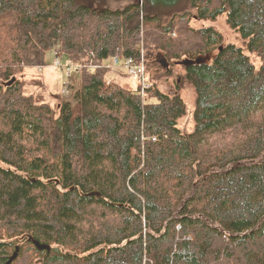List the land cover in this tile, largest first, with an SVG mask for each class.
I'll list each match as a JSON object with an SVG mask.
<instances>
[{
	"label": "trees",
	"instance_id": "1",
	"mask_svg": "<svg viewBox=\"0 0 264 264\" xmlns=\"http://www.w3.org/2000/svg\"><path fill=\"white\" fill-rule=\"evenodd\" d=\"M221 16L260 67L192 26ZM49 51L84 66L72 100L53 105L26 78ZM115 57H144V97L140 83L110 82ZM183 60L169 96L159 81ZM184 81L196 97L187 135ZM17 247L11 264H264V0H0V264Z\"/></svg>",
	"mask_w": 264,
	"mask_h": 264
},
{
	"label": "rangeland",
	"instance_id": "2",
	"mask_svg": "<svg viewBox=\"0 0 264 264\" xmlns=\"http://www.w3.org/2000/svg\"><path fill=\"white\" fill-rule=\"evenodd\" d=\"M77 2L85 6L93 7L95 9H103L105 7H111L112 9H117V8H124L132 2H138L141 4L142 0H77ZM160 2L161 4H164L163 6H166L165 4H169V2L168 3L164 1H160ZM184 5L185 4L182 3L174 7L173 9L165 8L164 10H166V12L169 14V17H171V15L178 14L180 13V11H183L185 9ZM192 26L194 28H205V27L206 28L208 27L216 28L224 36V43L233 44V45H236L237 47L243 48L244 53L247 56H249L250 60L254 63V65L256 67H260L261 59L259 58V56L255 52L253 53L248 50H245L244 41L242 40V38L237 32H235L229 27V25L226 22L225 16L219 17L216 21H212V20L194 21L192 22ZM142 37H143V34L141 35V38ZM145 54H146V51H145ZM55 59H56V52L49 51L46 54L45 65L42 67L43 73L37 74L38 73L37 69L36 70L35 69L26 70V78L32 79L33 77H37L38 79H41L42 82L46 85V88L48 92L51 93V95H49V93L44 92V96L46 100L49 101L52 105L56 103L57 95L64 96L66 100H68L69 98L70 100H72L71 99L72 97H70L72 94L70 91V87H69L70 83H68V81L71 80L70 77L76 76V78H79L78 77L79 73L75 70V68L72 70V74L69 78L67 77L65 70L55 69L54 68ZM59 60L64 65L67 64V61H66L67 58L64 55L59 54ZM161 60L162 59H158L157 61L153 60L158 70L159 69L163 70L165 67V65L163 64L164 61H161ZM185 71L186 69L184 65L174 66L173 67V73H174L173 78L169 80L160 79L159 89L163 93L169 96L175 95L176 82H179L180 78L184 76ZM150 76H151V72L149 70L147 71L146 79H148ZM66 83L68 84V86L65 85ZM118 84L128 90H134L137 88V85L139 84V80H137L136 76H132V75H129L127 72H123L121 78L118 80ZM72 85H73L72 91L75 92L79 88V80L78 79L73 80ZM33 91H34L33 87L27 88L28 93H32ZM178 91L187 109L186 115L179 122L178 127L180 128L181 132L184 135H187L193 131V127H194L193 113L195 110V102H196L195 92L192 86L186 81H184L180 85ZM87 253H85V255Z\"/></svg>",
	"mask_w": 264,
	"mask_h": 264
},
{
	"label": "built area",
	"instance_id": "3",
	"mask_svg": "<svg viewBox=\"0 0 264 264\" xmlns=\"http://www.w3.org/2000/svg\"><path fill=\"white\" fill-rule=\"evenodd\" d=\"M142 34H143V32H142ZM142 39H143V37H142ZM142 44H143V40H142ZM89 55L91 56V59L95 58L94 53L90 52ZM113 62H114L113 68H123L129 75H132V76H136L137 77V80H139V83L141 84V88H142V92L141 93H142V96L144 97L145 90L150 87L149 84L147 83V79H146V66H145L144 57H142V60L139 63L133 62L132 59H126L123 62L122 67L120 66V59L118 57H115L114 60H113ZM54 66H55L56 69L65 70L67 76H70L71 75L72 70L74 68L75 69H77V68H80L81 69V68L84 67L83 65H75V64H72V63H68V64L64 65L59 60L58 57L55 59ZM86 67H88L90 69H95L96 68L93 65L92 61L89 62V64H87ZM37 71L40 72L41 71V68L38 67L37 68Z\"/></svg>",
	"mask_w": 264,
	"mask_h": 264
},
{
	"label": "water",
	"instance_id": "4",
	"mask_svg": "<svg viewBox=\"0 0 264 264\" xmlns=\"http://www.w3.org/2000/svg\"><path fill=\"white\" fill-rule=\"evenodd\" d=\"M178 65H184V66H187L189 64L188 60H183V61H179L177 62ZM16 81V78L14 77L10 82H6V83H3L5 86L7 84H14ZM92 195H97V196H100L99 193H94ZM89 196V195H88ZM33 244L35 245V247L40 250V251H47V253H50L51 251V247L50 245L48 244H42L38 241H33ZM18 253H19V247L16 248L15 252L13 253V255L10 257L9 261L7 264H11L17 257H18Z\"/></svg>",
	"mask_w": 264,
	"mask_h": 264
},
{
	"label": "crops",
	"instance_id": "5",
	"mask_svg": "<svg viewBox=\"0 0 264 264\" xmlns=\"http://www.w3.org/2000/svg\"><path fill=\"white\" fill-rule=\"evenodd\" d=\"M106 64L109 65L107 67L111 69V71L109 72V77H108L110 82L116 81L115 83L118 84V80L121 78L124 70H121L120 68H113L112 62L110 61L107 62Z\"/></svg>",
	"mask_w": 264,
	"mask_h": 264
},
{
	"label": "bare ground",
	"instance_id": "6",
	"mask_svg": "<svg viewBox=\"0 0 264 264\" xmlns=\"http://www.w3.org/2000/svg\"><path fill=\"white\" fill-rule=\"evenodd\" d=\"M147 76V75H146Z\"/></svg>",
	"mask_w": 264,
	"mask_h": 264
}]
</instances>
